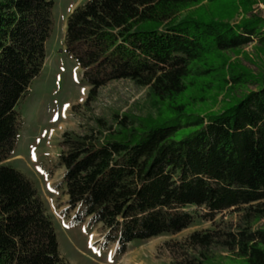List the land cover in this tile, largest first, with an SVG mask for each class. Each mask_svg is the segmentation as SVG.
Returning <instances> with one entry per match:
<instances>
[{
    "label": "trees",
    "instance_id": "1",
    "mask_svg": "<svg viewBox=\"0 0 264 264\" xmlns=\"http://www.w3.org/2000/svg\"><path fill=\"white\" fill-rule=\"evenodd\" d=\"M257 0H88L67 19L65 52L97 91L119 79L147 89V114L93 116L65 131L58 166L68 197L64 216L106 229L105 245L123 255L133 240L178 233L207 214L245 206L236 229L191 234L207 250L264 264V70L231 53L264 39ZM53 0H0V264H66L32 180L5 164L23 120L15 107L47 58ZM236 17L241 19L235 20ZM254 84L241 96L236 89ZM226 93L221 110L208 100ZM194 264V263H191Z\"/></svg>",
    "mask_w": 264,
    "mask_h": 264
},
{
    "label": "rangeland",
    "instance_id": "2",
    "mask_svg": "<svg viewBox=\"0 0 264 264\" xmlns=\"http://www.w3.org/2000/svg\"><path fill=\"white\" fill-rule=\"evenodd\" d=\"M54 28L46 42L47 58L42 71L32 80L28 92L15 107L23 120L17 137L14 156L5 164L22 171L37 187L45 211L51 219L58 241V254L66 264H196L201 247L191 245L190 235L209 234L236 229L242 222L245 206L207 214L204 207H189L194 222L178 233L155 236L148 240H133L123 255L118 254V244L105 245L106 229L101 224L90 227L71 223L75 212L64 216L68 197L62 179L65 169L58 166L65 131H78L92 125L93 116L111 119L116 112L147 114V89L137 87L130 80L119 79L101 87L96 99L88 100L91 87L82 79L83 71L76 60L65 52L67 19L78 5L88 0H53ZM254 13L264 17V0H257ZM241 19L236 17L235 20ZM232 61L238 60L255 73L264 70V39L254 37L231 53ZM250 83L234 92L238 96L255 89ZM226 93L215 101L209 99L206 110L219 111ZM155 114V111L152 110ZM264 228V220L254 224ZM209 264H241L236 252L212 248L206 251Z\"/></svg>",
    "mask_w": 264,
    "mask_h": 264
}]
</instances>
